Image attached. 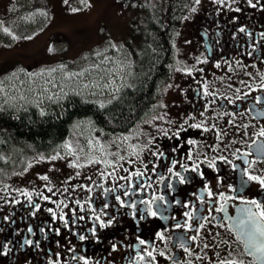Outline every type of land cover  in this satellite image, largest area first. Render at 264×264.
<instances>
[{
	"label": "flooded vegetation",
	"instance_id": "obj_1",
	"mask_svg": "<svg viewBox=\"0 0 264 264\" xmlns=\"http://www.w3.org/2000/svg\"><path fill=\"white\" fill-rule=\"evenodd\" d=\"M209 7L129 145L0 185V264H264V0Z\"/></svg>",
	"mask_w": 264,
	"mask_h": 264
},
{
	"label": "rangeland",
	"instance_id": "obj_2",
	"mask_svg": "<svg viewBox=\"0 0 264 264\" xmlns=\"http://www.w3.org/2000/svg\"><path fill=\"white\" fill-rule=\"evenodd\" d=\"M154 2L0 0V107L43 111L69 95L101 101L118 92ZM212 4L226 7V0L183 4L174 45L177 69H187L201 56L188 41V20L192 12L200 17V10ZM105 135L88 120L75 121L63 144L64 158L72 150L79 154L76 159L100 158ZM0 158L8 163L7 169L0 167V185L34 181L50 164L49 158L22 145L2 151Z\"/></svg>",
	"mask_w": 264,
	"mask_h": 264
},
{
	"label": "trees",
	"instance_id": "obj_3",
	"mask_svg": "<svg viewBox=\"0 0 264 264\" xmlns=\"http://www.w3.org/2000/svg\"><path fill=\"white\" fill-rule=\"evenodd\" d=\"M186 1L155 0L148 9L146 31L133 47L132 65L118 93L101 101L69 95L43 111L0 107V153L22 145L46 157L59 155L72 125L80 120L107 134L129 132L148 112L160 79L171 69L177 20ZM7 165L0 160V167Z\"/></svg>",
	"mask_w": 264,
	"mask_h": 264
},
{
	"label": "snow or ice",
	"instance_id": "obj_4",
	"mask_svg": "<svg viewBox=\"0 0 264 264\" xmlns=\"http://www.w3.org/2000/svg\"><path fill=\"white\" fill-rule=\"evenodd\" d=\"M74 11H75V9H74ZM5 31H7V29H5ZM241 31H243V29H241ZM205 94L208 95L209 93L205 92ZM193 127H199V125H193ZM205 131H207V129H205ZM261 135H264V132H262ZM190 142H191V141H190ZM161 155H162V153H161ZM120 159H124V157L121 156ZM210 166H211V165H210ZM193 170H195V169H193ZM168 171L171 172L172 169L169 168ZM137 175H139V173H137ZM42 178H43V179H47V177H42ZM249 179H250V180H259V182H260L262 185H264V180H260L259 177L249 176ZM181 182H183V178L181 179ZM49 191H51V189H49ZM24 194L27 195V196H29V198H30V196H31L30 193H24ZM125 194H127V193H125ZM209 195H212V193L209 192ZM45 199H47V197H45ZM117 199H119V197H117ZM159 199H163V197H159ZM249 203L256 204V201L252 200V201H249ZM257 206L259 207V205H257ZM37 207H39V206L37 205ZM105 207H107V205H105ZM222 207H223V206H222ZM217 210L219 211L220 209H217ZM49 211H51V210H49ZM53 215H55V213H53ZM152 215H155V213L153 212ZM188 215H190V214H188ZM261 216L264 217V212L261 213ZM61 218H63V217H61ZM179 226H180V225H177V227H179ZM29 231H31V229H29ZM161 238H162V237H161ZM81 239H83V237H81ZM193 239H195V237H193ZM24 243H25V244H31V243H33V242L30 241V240H25ZM141 243H144V241H141ZM185 250L187 251V249H185ZM149 255H151V253H149ZM161 255H163V253H161Z\"/></svg>",
	"mask_w": 264,
	"mask_h": 264
},
{
	"label": "bare ground",
	"instance_id": "obj_5",
	"mask_svg": "<svg viewBox=\"0 0 264 264\" xmlns=\"http://www.w3.org/2000/svg\"><path fill=\"white\" fill-rule=\"evenodd\" d=\"M146 38V37H145ZM127 44V43H126ZM128 48V47H127ZM110 51V50H109ZM111 52V51H110ZM131 53V52H130ZM116 93H118V92H116ZM109 97H110V95H109ZM105 98V97H104ZM89 100V99H88ZM67 137V136H66ZM68 139V138H67ZM87 155V154H86ZM93 155V154H92ZM82 157V156H81ZM90 159V158H89ZM31 165H33V164H31ZM35 166V165H34ZM20 168V167H19ZM24 168V167H23ZM38 168H40V167H38ZM22 169V168H21ZM28 169V168H27ZM23 170V169H22ZM2 176V175H1Z\"/></svg>",
	"mask_w": 264,
	"mask_h": 264
}]
</instances>
